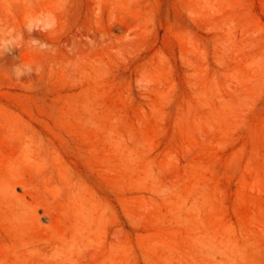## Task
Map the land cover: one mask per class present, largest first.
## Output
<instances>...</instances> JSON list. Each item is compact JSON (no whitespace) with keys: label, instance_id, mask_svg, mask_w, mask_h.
<instances>
[{"label":"rangeland","instance_id":"374dc122","mask_svg":"<svg viewBox=\"0 0 264 264\" xmlns=\"http://www.w3.org/2000/svg\"><path fill=\"white\" fill-rule=\"evenodd\" d=\"M0 264H264V0H0Z\"/></svg>","mask_w":264,"mask_h":264}]
</instances>
